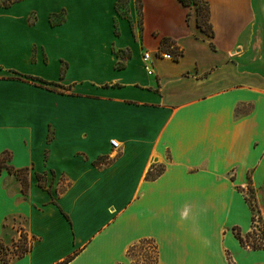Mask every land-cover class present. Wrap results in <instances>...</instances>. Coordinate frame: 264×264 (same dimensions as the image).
Here are the masks:
<instances>
[{
    "label": "crops",
    "instance_id": "1",
    "mask_svg": "<svg viewBox=\"0 0 264 264\" xmlns=\"http://www.w3.org/2000/svg\"><path fill=\"white\" fill-rule=\"evenodd\" d=\"M46 1L43 28L0 30V264H143L142 239L156 264H264L236 236L264 230V0H205L211 36L181 0H141V28L114 26L118 0Z\"/></svg>",
    "mask_w": 264,
    "mask_h": 264
},
{
    "label": "rangeland",
    "instance_id": "2",
    "mask_svg": "<svg viewBox=\"0 0 264 264\" xmlns=\"http://www.w3.org/2000/svg\"><path fill=\"white\" fill-rule=\"evenodd\" d=\"M9 0H0V3L2 2H8ZM93 0H64L63 2L66 3V6L73 10H78V9H85L87 8L90 3ZM99 4V8L101 11L104 10L106 3L108 0H94ZM57 0L54 2L56 4ZM61 1H59L60 3ZM54 4V6H55ZM49 4L46 0H21L19 2L14 3L11 7L7 8L6 10H0V30L1 28L8 24V22H11L13 20L18 19L22 14H25L29 12L30 10H34L36 12H32L29 15V21L33 22L34 18L37 17V21L41 25V27H44L45 23V14H46V9L48 8ZM137 4L135 0H122L121 2L118 3L117 5V16L114 17L113 19V24L115 27H117V24L119 22V17L123 18L125 20V23L132 28L133 25H136L138 28L142 27V14L137 8ZM59 12V10H58ZM133 12V15H132ZM59 19V18H58ZM57 16H52V21L55 22L56 20L58 21ZM0 55H2V60L3 62H9V56L7 53H5V48L3 47L2 40L5 38L2 36L1 31H0ZM59 52L61 54L63 53V49H59ZM128 51L126 49H123V55H126ZM137 56V55H136ZM54 65H51V70L48 71L49 75H55L54 72ZM35 71H43L40 68H33ZM114 153H111L110 156H113ZM60 187H64L67 183V179L65 177H60ZM247 195L250 194L249 191L246 192ZM263 229V228H262ZM261 243H263L260 240ZM141 258H143L140 255ZM134 256V259L140 258ZM140 258V259H141Z\"/></svg>",
    "mask_w": 264,
    "mask_h": 264
},
{
    "label": "trees",
    "instance_id": "3",
    "mask_svg": "<svg viewBox=\"0 0 264 264\" xmlns=\"http://www.w3.org/2000/svg\"><path fill=\"white\" fill-rule=\"evenodd\" d=\"M18 1V0H9L8 2H2L0 3V5L7 7L9 6L11 3ZM122 0H118L117 3L115 4L116 10H117V5L119 2H121ZM184 4L189 5L191 3H193L196 7V19H197V24L198 26L209 36L212 35V29H211V25L209 22V12H208V4L205 0H181ZM136 4H137V8L139 11H141V0H135ZM62 14V12L60 13ZM58 14H54L52 16H58L59 19L58 21H61L63 19L62 15ZM51 20V19H50ZM162 45H171L172 42L171 40H168L167 38H163L161 41ZM24 78L26 79H30L32 81H35L36 83H38L39 85H45V86H58L57 83L54 82H50L47 81L45 79H42L40 77L37 76H31V75H22ZM52 88V87H51ZM112 162V159H108L104 164H110ZM97 165H101L102 164V159H98L95 160L94 162ZM1 167V164H0ZM163 170V166L158 165V166H154L151 169H149L146 173V178H154L157 175H159ZM15 174H17L18 178L21 180L22 183V191L25 192L27 189V181H26V173L23 170H18V171H14ZM250 194L245 196V199L250 203V206L252 208V210H255V206L253 204V196H252V191H249ZM254 218V216H253ZM236 236L238 237V239L242 242V243H250L249 242V238H251V243L248 245H251L252 247H262L263 243L261 242H257L256 237L254 235H251V233H248L246 235V239H244L243 237H241L239 235V233L236 234ZM259 237L260 238H264V230L260 228V232H259ZM26 243V237L25 235L22 233L21 235V241L17 243V250L16 253L20 254L24 251L27 250V245ZM143 245V244H151V248L149 250H146L145 252V258L147 259L145 263L143 264H156V256H155V245L153 244V240L151 239H142L138 242V244H133L131 245L128 250H127V254L128 256L132 257L131 252L133 251L134 247L138 246V245ZM0 253H1V259L2 261L6 262L7 261V257L5 256V253L3 251V247L0 244ZM133 264H138L136 260L133 261Z\"/></svg>",
    "mask_w": 264,
    "mask_h": 264
},
{
    "label": "built area",
    "instance_id": "4",
    "mask_svg": "<svg viewBox=\"0 0 264 264\" xmlns=\"http://www.w3.org/2000/svg\"><path fill=\"white\" fill-rule=\"evenodd\" d=\"M169 51H161V55L165 58H174L175 56L178 55L179 51L178 49H175L173 44L169 45ZM172 49L174 50V52H172ZM142 59L143 61L146 63L145 64V68H146V71L148 74H151L152 73V69L149 65V60H150V52L145 50L143 53H142ZM110 143L113 147H118V143L115 139H111L110 140ZM260 228L262 229V226H259L258 225V219H257V216H254V223H253V228H252V232H254V236L256 237V240L257 242H260V240L263 242L264 244V238H260L259 237V232H260ZM249 242L251 243V238L249 240ZM250 243H247V244H250Z\"/></svg>",
    "mask_w": 264,
    "mask_h": 264
}]
</instances>
